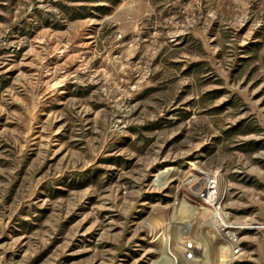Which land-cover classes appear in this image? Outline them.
Returning a JSON list of instances; mask_svg holds the SVG:
<instances>
[{
  "label": "rangeland",
  "instance_id": "rangeland-1",
  "mask_svg": "<svg viewBox=\"0 0 264 264\" xmlns=\"http://www.w3.org/2000/svg\"><path fill=\"white\" fill-rule=\"evenodd\" d=\"M164 238L264 264V0H0V264H159Z\"/></svg>",
  "mask_w": 264,
  "mask_h": 264
},
{
  "label": "bare ground",
  "instance_id": "bare-ground-1",
  "mask_svg": "<svg viewBox=\"0 0 264 264\" xmlns=\"http://www.w3.org/2000/svg\"><path fill=\"white\" fill-rule=\"evenodd\" d=\"M165 172H166V170H165ZM163 173V172H162ZM213 182H214V180H213ZM214 187H215V182H214V186H213V193L211 192V190H210V188L209 189H207V191H208V194H209V196H208V200H212V198L214 197ZM220 221H221V219H220ZM181 231V230H180ZM161 259H160V261H159V264H173V263H171V258L168 256V246H167V238H164L163 240H162V243H161ZM198 262H199V264H203L204 263V259H203V257L202 256H199L198 257ZM196 262V261H195ZM197 262V263H198Z\"/></svg>",
  "mask_w": 264,
  "mask_h": 264
},
{
  "label": "built area",
  "instance_id": "built-area-1",
  "mask_svg": "<svg viewBox=\"0 0 264 264\" xmlns=\"http://www.w3.org/2000/svg\"><path fill=\"white\" fill-rule=\"evenodd\" d=\"M213 186H214L213 178L207 177L206 178L205 185H204V188H202L201 189V192H200V197L202 199H204L205 202H209L208 201L209 194H208L207 189L210 188L211 192L213 193ZM237 251H238V247L236 246V247L233 248V252H237Z\"/></svg>",
  "mask_w": 264,
  "mask_h": 264
}]
</instances>
